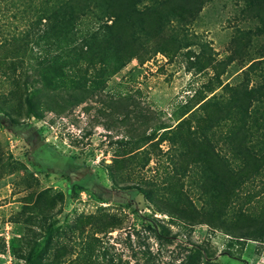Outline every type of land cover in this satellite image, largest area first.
I'll return each mask as SVG.
<instances>
[{
    "label": "trees",
    "instance_id": "trees-1",
    "mask_svg": "<svg viewBox=\"0 0 264 264\" xmlns=\"http://www.w3.org/2000/svg\"><path fill=\"white\" fill-rule=\"evenodd\" d=\"M147 1H22L19 16L26 18L28 28L18 37L4 42L5 48L0 53V69L10 80L8 91L0 93V124L30 141L36 138L29 130L32 127L30 118L43 119L48 112L63 116L86 101H100L102 106L111 108L108 116L114 113L120 117L118 122L125 129L122 139L126 149L120 153V158L114 160L116 172H123L134 163L145 167L150 156L146 155V150H138L145 144H160L162 140L170 139L172 145L180 149L172 156L174 170L169 176L168 193L162 198L155 196L152 184L144 187L134 181L118 182L121 174L111 171V187L101 190L97 172L73 164L67 170L69 174H63L67 177L69 194L79 188L108 202L115 196L125 200L126 192L129 195L137 193L149 200L160 214L175 217L189 226L206 224L222 230L237 241L240 251L248 240L264 244V210L253 207L250 210L243 207L237 211L230 209L232 203L240 199L238 190L264 172V113L258 118L253 113L255 103L264 99V76L258 83L251 84L245 70V80L231 86L225 96L192 97L184 104L174 125L152 122L149 115L130 102L129 96H120L117 101L107 104L100 97L107 81L131 61L136 60L142 65L158 52L167 56L175 53L178 38L171 24L175 23L179 28L190 24L211 0ZM249 2V11L262 15L264 0ZM87 18L91 24L82 27V20ZM239 41L230 42L231 54L219 64L218 75L243 53L237 44ZM259 54L264 58V44ZM98 112L105 113L101 108ZM108 123L104 124L109 127ZM150 123L153 128L147 133ZM220 125H227L225 139L233 145L238 164L233 165L229 157L215 153L212 143L217 139L215 128ZM158 133V139L153 142ZM34 144L39 145L32 155L34 162L45 160L50 151L44 139H37ZM39 162L45 170L47 167ZM192 166L201 167L206 175L200 184L206 206L201 208H197L188 197L181 182ZM23 181L27 188L32 186V182ZM34 193L32 189L26 198V202L31 203L25 205L30 216L42 214L47 219L55 215V199L42 192L34 197ZM251 197L250 193L244 196L249 201ZM133 201L132 196L127 200L128 206L135 209ZM150 220L154 222L153 231L159 236L176 237L155 218ZM121 225L120 217L113 214L97 213L76 218L70 226L72 231L81 233L87 229L83 255L67 264H122L119 258L115 261L116 255L109 250L114 246H109L108 240L103 239L107 233L122 228ZM28 235L24 233L19 237L22 246L12 247V253L19 261L17 264H63L60 256L72 251L67 244L58 247L56 244L50 258L48 252L55 246V241L49 238L51 241L47 240V243L50 244L45 242L41 246L36 239L31 243ZM3 246L5 248V244ZM207 251L201 244H192L178 264H199L200 259L211 257ZM228 253L232 254L230 250Z\"/></svg>",
    "mask_w": 264,
    "mask_h": 264
},
{
    "label": "rangeland",
    "instance_id": "rangeland-1",
    "mask_svg": "<svg viewBox=\"0 0 264 264\" xmlns=\"http://www.w3.org/2000/svg\"><path fill=\"white\" fill-rule=\"evenodd\" d=\"M22 1L0 0V53L5 48L4 42L18 37L28 28L26 18L19 16ZM151 1L154 0L147 2ZM249 6V0H211L190 24L179 28L172 23L178 38L177 51L169 56L158 52L142 65L136 60L131 61L103 87L100 95L103 103L129 96L130 102L149 115L152 122L174 125L184 104L192 97L225 96L231 86L245 80V70L251 84L258 83L264 76V58L259 54L264 44V10L257 16L249 11ZM90 21L83 19L81 26H89ZM235 40H240L237 44L244 51L218 75L221 63L231 54L228 46ZM205 64L207 67H203ZM3 72L0 69V93L5 94L10 80ZM104 106L100 101H86L63 116L48 112L43 119L30 118L32 127L29 130L36 136L30 141L0 124V264H17L12 247L22 246L19 237L24 233L29 234L31 243L36 239L41 246L52 238L55 246L48 252L50 258L58 246L67 244L72 251L60 256L63 264L81 258L87 229L80 233L72 231L70 226L78 217L97 213L113 214L122 221V228L103 237L109 246H114L109 250L116 255L115 261L119 258L122 264H178L192 244H201L212 254L206 260L200 259L199 264H264V244L248 240L240 251L237 241L222 230L206 224L189 226L175 217L160 214L149 200L137 193L129 195L126 192L125 200L115 196L108 202L79 188L69 194L67 177L63 174H69L67 170L73 164L97 172L101 190L111 187V171L121 174L118 182L134 181L144 187L152 184L155 196L162 198L168 193L169 176L174 170L172 156L180 149L174 147L170 139H164L160 144H145L138 149L146 150V155L150 156L145 167L134 163L123 172H116L114 160L120 158V153L126 149L122 139L125 129L118 122L120 117L114 113L108 116L111 108ZM99 108L105 113H99ZM253 111L255 118L264 113V99L255 103ZM107 122L109 127L104 124ZM152 128L150 123L147 133ZM215 133L217 139L212 143L215 153L229 157L233 165L238 164L233 145L225 139L227 125L215 128ZM37 139H44L50 155L34 162L32 155L39 146L34 144ZM39 161L47 167L45 170ZM205 178L201 167L192 166L181 179L197 208L206 206V198L200 191ZM23 180L32 182V186L27 188ZM32 189L35 190L34 197L42 192L55 199V215L47 219L42 214L30 216L25 205L31 204L26 198ZM238 193L240 199L232 203L231 210L237 211L239 207L264 210V172L253 182L244 184ZM248 193L252 195L250 201L244 198ZM131 196L135 200V209L128 206L127 200ZM150 218L167 226L176 237L159 236L153 231L154 222Z\"/></svg>",
    "mask_w": 264,
    "mask_h": 264
}]
</instances>
